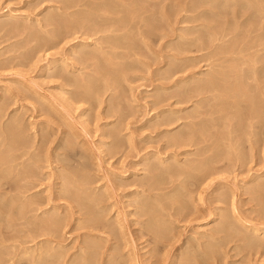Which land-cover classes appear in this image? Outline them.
Masks as SVG:
<instances>
[{"label":"rangeland","instance_id":"rangeland-1","mask_svg":"<svg viewBox=\"0 0 264 264\" xmlns=\"http://www.w3.org/2000/svg\"><path fill=\"white\" fill-rule=\"evenodd\" d=\"M58 1L59 0H57V1L56 0H0V14H1L0 15V115H2V116L6 115L5 117H3L4 119L2 118L3 119L2 122L6 123V124H8L10 122L12 117H13V119L19 118V120H21L20 122L23 121L21 123V126H22L21 130L23 132L24 137L26 138L27 143L30 145L31 149L34 146H36V147H34L36 149L33 148L32 152L31 151L30 152L34 153L33 151H35L34 154H36V155L39 154L38 160L32 159L33 161H31L33 164V168L35 166L34 170H35L36 174H38L37 175L38 177H37V179H35V181L36 180L38 181V179H39V182H36L37 185L38 184L39 185L37 186L36 189H33V191H31V194H34V198H37V199L41 198L43 201V204H40L38 206L40 211H38V212L35 211V213H32V215L30 214L31 215L30 217H32V218L34 217V221H35V217L37 215H40V217H41L42 211L47 210V209H51L52 206H54L56 204L57 205L60 204L59 205L60 208H62V207L63 208L62 209H56L57 211L56 210L50 211V212H52V214L54 211L53 215H58L57 213H59L58 216L62 217V215H64L66 213L62 217L63 218L62 225L64 224L63 226L65 228L60 226V228H61L59 230L60 233H56L57 235H54V236L52 235L53 238L56 236L54 239L56 240V238H57V241L62 236V238L59 241L64 246V249H62V252H65L64 254L66 257V264H68L70 261L76 260L75 257H77L78 250L74 247L80 246L79 243L81 245H84V243L86 242V239L88 240L91 237L90 233L92 235L94 233L93 236L96 235V237L100 236L99 240H97V241H99L98 242L99 244H100V242L102 244V245L98 244L99 247H101V246L102 247L97 249L96 254L98 256H96L94 254V258H95L94 264H99V261H100V264H106L107 261H110V260H107V258L112 259L111 264H113V260H115V258L118 259V261H119V262H115V264H125V263L126 264H187L188 262H189L188 264H191V263L192 264H196V263L197 264H206V263H208V264H264V248H261V247L259 248L257 246L255 249H254V247L253 248L248 247V249H247V246H245L242 241H240V242H242L243 244H241L240 242L237 241V239H235L236 228H238V227L241 228L240 226L235 227V229H232L234 227H232L230 229H226L225 231L220 232L218 234L213 231V228H216L217 224L220 222V218L222 219L223 217L224 218L229 217L232 220L231 222L235 223L234 216H236V215H237V217L240 216L239 218L243 219L244 223L248 222V223H246V225L250 224L252 226V227L250 226V228H255V227L258 229L260 227L264 228L263 227V225H264V214L262 213V210L264 209V207H263L264 206V204H263L264 203V195L261 196V198L263 199V200H261L259 195L257 196L256 189H255L256 187H259L264 183V121H262L263 123H260L261 125H263V129H261L262 127H259L260 124H258V127H257L256 121H254V122H256V124L252 128H249L251 125H250V122L247 121L249 119L247 117V116H249L248 114H258L264 109V102H262V100H261L262 98L259 99V96L256 95L258 93H259V95H261L260 92H258V93L256 92V94H255V93H253L254 91L253 92L251 91V94L256 96L255 97L256 100H254V101H253L254 96H252L249 92L248 94L251 95V97H250L251 99H249L251 101V103H249L250 101H246L248 98H246V100H244L245 98H243L242 101H244L245 104L242 103V105L244 104L243 105L244 108H243V106H240V107H242L243 110L240 109V107H239V109H240L239 111L242 115H244L243 118L247 121V125L249 124L248 126L244 125V127H243V124L246 123L245 120H243V119L240 120L238 117L235 118L236 114L239 112L236 109H233V111L230 109V111H231L230 113L227 111L226 113L224 112L221 115V116H223L222 119L227 118L224 122H226L227 120L228 121L230 120V122L227 121L228 123H230L229 125L227 122H226L227 124L225 123L227 125V127L229 126V128H231L230 125L232 126L234 124V121H236V120H237L236 123H238V121H239L238 124L242 125V126H237L236 123H235L236 125H233V127H232V129L234 131V132H232V133H234L233 137L229 136V134L232 135L231 132L226 133L227 129H229L226 126L225 127L227 129L226 128H224V129L218 128V127H221L218 125V124L221 125V121H222V124L224 123L222 119L221 120L218 119L219 121L218 120L215 121V124L218 127H216L215 125L212 126V124H211V127H208L210 125L207 126L209 128V131H208V128L206 130L211 135L210 140H209V141H211L210 142L211 144L209 143V145H211V147L204 150L207 152L202 151L204 153H202V152L201 153L209 156L210 155L209 153L212 151L211 155H210L211 157L217 156L215 158L219 157L221 160L219 158H218V160L221 162L224 159L223 157L225 156L226 157L224 159L225 162L224 163L221 162V163L217 164L216 167H215V165H213L215 167V170L218 169L217 172L214 170L215 172L212 174V177L208 178L209 181L206 180L207 182L202 183L200 186L198 185L199 188L196 187V185L190 186V188L187 187V189H189V192L193 191V193H189V194L185 193L184 200L187 202L183 201V203L181 202L182 204L180 203L181 205L180 204L178 205V204L174 203L173 201H171L170 199H168L167 197H165L166 198L165 200L162 199L161 204H159L161 206H159V208H158L159 215H161V217L158 215V218L160 220V224H162V226H160V227H163L164 225L165 226L159 230H160V232L163 231V234L165 233L166 235L163 236V239H160L159 237H156L157 235H155L153 233V231L150 230V228H148L150 218H149V216H146V217L142 216L143 211L138 206V204L144 199L143 195L148 194V193H146L148 190V186H147L148 183L144 184L143 182L145 180L146 181L151 180V181H149V183L154 184L157 182L156 180H158L157 178L155 179L154 177H152L153 176L152 174L150 176V173H147V172H149L147 170V168L156 162L155 161L156 159L154 160V158H156V155L162 159H166L167 157H170L171 155L172 156L174 155L176 157L179 155L177 158L179 160L181 159L180 160L181 162L183 160L184 161L183 163H186L187 161H190L192 159L200 160V157L202 158V155L199 156L200 153L198 152L197 147H196V150H194V152L197 151V152H195L196 154L194 152L190 151L191 149L193 150V148H188V147H182V148L179 147V148H176V150H175L174 146H172V147H174V149L171 147V141L176 136V134H178L177 132L180 130V126L182 124H184L185 121H187V120L190 121V119H188V117H189L191 111L193 110V106H194L193 103H186L185 102L186 99H184L185 97L182 96V94L185 92V90L192 87L193 84H189V85L186 84L187 86L185 84H180L178 86L176 82H179L180 80H183L190 75L191 76L196 75L195 77L201 76L204 79L205 73H207V72H203V70L206 68L205 67L206 63L197 62V66H193L192 69L190 68V70H188V72H185V74H184V72L179 73L173 79L166 81V80H164V77L166 75L165 73H166V70L168 68L167 66L169 63L172 62L171 56H172V54H174V52H172L173 50H172L171 45L169 46L168 43H169V41H171L173 39H177L178 35L176 34V36H174V38H172L173 36H171L170 38H165L166 40L165 39L164 40H156L155 39L156 42H155V40H154V43L152 41L153 47L151 48V44H150L149 48H146L142 43H141L142 46L139 44L140 42H142V39H141V41L139 40L140 36L138 35V33L133 32L134 36L132 34V37L133 38L135 37V39L139 38V39H137V41H135V43L139 42L138 43L139 48L141 46L140 49L143 48L142 50H144V49L145 50L141 51L138 48L137 53L134 52L135 53L134 54L133 53L134 50L132 51V53L131 52L129 53L127 58H129V56H130V58L127 60L130 64H132V69H133V70L131 69L132 72L131 71L125 72L124 74H126L127 78L122 81V83L119 85V87L116 85H113V87L111 88L113 90L110 89L109 92L106 93V95H104L101 98V102L99 101L97 105H95V106L93 105V107L95 108L94 109L93 107H91L92 106L91 104L79 102L73 98V94L76 93V91H77L76 88L74 91V86H72L73 87L72 88L71 85L68 82H66L64 80V78L62 77V75L65 73L64 69L63 68L62 69L60 68L59 70L55 69L53 67L54 66L53 64H55L57 60H60L62 58L65 59V57H68V56H69L68 58L71 59V60H69L68 58H66L69 60V61H67L69 63V65H70V63L72 64L74 62L75 63L78 62V60H76L77 56L74 57L73 55H70L71 51L76 49L75 46H77L78 44H81V43L90 42L91 40H94V43H96L95 42L96 39L90 38V40H88L89 38L87 39L86 36H84L82 38V36L80 37V35H70L66 38H63L64 41L62 40V38H60L61 40L55 39L59 43H60V41L61 42L63 41V43H61L60 45H59V43L53 41L54 43L57 44V48H55L56 46L53 47L54 44L53 45L46 44L47 41H44L42 39L39 40V38H35V37L32 38L33 35L31 34V32L37 31V32H43V34L45 36H47L45 39L50 40L51 37H49V35L46 34V32L50 31L49 30L50 25L48 22L45 23L44 22L45 19L43 20V18H46V16L48 14H50V12H53L57 8L62 7V5H63L62 0L59 1L60 3ZM9 21H10V23H9ZM39 21H41L42 24H41V22L39 23ZM240 21H242V19ZM25 23H27V24H25ZM199 24H201V22H199ZM199 24L197 23V25H199ZM13 25L16 26L17 29ZM195 25H196L195 23H187V24H182L181 27H190V26L193 27ZM18 26H20V27H18ZM25 26H27V28ZM24 28H26V30ZM21 29H23V31H21ZM188 31H190V29H188V30L186 29V31H184L183 33H186ZM28 32L30 34H28ZM178 34H180V33H178ZM26 37H27V39H26ZM76 37H77V39H76ZM67 38H69L70 40ZM73 38H74V40H73ZM172 45H174V44H172ZM92 48H93V46H92ZM150 50H152V51H150ZM77 51L78 52H76L75 54L80 55L81 53L79 52V50H77ZM119 52L123 53L125 51L123 49H120ZM139 52L140 53L142 52L141 55L144 57L143 59H145V60H142V56L140 55ZM56 53L58 54V56ZM143 53H145L146 56ZM137 54L139 55V57L137 56ZM152 54H153V56H152ZM134 55L137 58H139L140 61L144 62L145 65L148 63L146 66H148V67L150 66L151 68L148 69V67H147V69H146L145 65L143 66V64H141L139 62L137 63L136 62L137 60H136ZM188 55H183V57L184 56L188 57ZM194 55H196V54L190 53L189 56H194ZM159 56L162 58H160ZM163 56H165L166 60L164 59ZM168 56L170 58H168ZM72 58H74V59H72ZM169 59H171V60H169ZM52 60L53 61L56 60V61L52 62ZM72 60L74 62H72ZM158 61L160 62V64ZM164 62H165V64H164ZM23 63L25 66L23 65ZM78 63H79L78 65H80L81 69H77L76 70L77 72L72 71L70 74L65 73V74H67L68 77H70V75H71L70 78H73L72 76H75V79H77V76L79 77L80 76L79 74H82L81 72H83V74L79 78H81V77L83 78V76L86 77V75H89L88 73H90L91 75L94 74L93 71L91 72V70H92L91 68L86 69V67L84 66L83 63H81L80 61ZM161 63H162V65H161ZM166 63H168V64H166ZM73 65H70V66H73ZM159 65H161V66H159ZM52 68L55 70L53 71ZM84 68H85V70H84ZM165 68H166V70H165ZM155 69H157V70H155ZM58 71H60L61 75L57 74ZM62 71H64V72H62ZM261 80L264 82V78H262ZM64 82H66L70 86L66 85ZM163 85H167V86H163ZM64 86H65V88H63ZM185 86H186V88L184 90ZM163 87L165 88L164 89L165 91L160 89ZM180 87H181V89H180ZM177 88H178V91H177ZM111 91H113V93ZM156 93H157V95H156ZM160 93H162L161 94V95H163L162 97L165 98L164 104H162V103L160 104L157 101V99L159 100L158 94H160ZM153 95H155L156 97H154ZM175 95H177V96H175ZM179 95H180V97H179ZM109 96H111L110 100L107 99ZM233 96L235 97L234 94L231 95V97H233ZM69 99H71V100H69ZM183 99L185 100L184 101L185 103L183 102ZM73 100L76 102H74ZM169 100H170V103H169ZM177 100H179V104H178V102H176ZM259 100H261L260 104H258ZM13 102H14V105H13ZM100 103H102V105ZM247 103L249 104V106ZM111 104H114V105H111ZM250 104H252L251 109L253 108L251 110V113L248 112V111H250V108H249ZM255 104H257L259 106L255 105ZM261 104L263 106H261ZM65 105H66V107H65ZM108 105H110L111 107L118 105V107H116V109H120V110L122 109L123 112L125 111L124 112L125 113V115H124L125 119H123V118H122L123 120L120 119V117L118 115H116L113 112V110L109 111L107 113L108 110L113 109V108H108ZM1 106H2V108H1ZM160 106H162V107H160ZM258 107H259V109H258ZM161 108H162V110H161ZM245 108H247L246 110H248V109L249 110L246 111ZM54 109H56V110H54ZM167 109H171V110L177 112V114H175V115L171 114V116H172L171 118L174 119L173 120L174 122L171 125L164 126V127L163 126H155L156 123H154V122H157V123L159 122V120L156 119L157 115L160 116L159 112H162L163 110H167ZM256 110H260V111H256ZM48 112H50V113H48ZM245 112H246V114H245ZM228 113L232 116V117L230 116V118H232V120L234 118L233 123H232V120L230 118H228L229 117ZM240 113H238V114H240ZM262 113H264V112H262ZM108 114H110V115H108ZM234 114H235V116H233ZM24 115H26V116H24ZM118 117H119V120H118ZM174 117L175 118L177 117L179 119L181 118V119L180 120L177 118L175 119ZM216 117L217 116H215V118H214V116L213 117L210 116V118H208V119H213V118L216 119ZM8 118H9V120H8ZM77 118H79V119H77ZM127 118H129V119H127ZM150 119H153V120L150 121ZM6 121L7 122L9 121V122L7 123ZM81 122H82V124H81ZM243 122H245V123H243ZM152 123H154V124H152ZM174 123H176V124H174ZM104 125H106V126H104ZM60 126H62V127H60ZM236 126L238 127V129L241 127L242 131H241V129H239V131H238ZM152 127L155 128V130H153ZM159 127H160V129H159ZM212 127H215L217 133L216 132H214V133H216V135L213 134V131H215V129ZM222 127H224V126L222 125ZM120 128L122 129V131H120ZM234 128H236V129H234ZM245 128L247 129V134L244 131ZM256 128H257V132H256ZM258 128L260 129L261 132L259 131ZM23 129H24V131H23ZM29 129H30V131H29ZM64 129H65V132H64ZM115 129H117V131H115ZM125 129H126V131H125ZM177 129H178V131H177ZM196 129H198V128H196ZM217 129H218V131H217ZM220 129H222L223 132L225 131L226 134L229 133L227 135V137L229 136L230 137V138L228 137L229 140H231V142H234V144L235 143L240 144L242 141L244 144H245V141H247L249 144H251L253 141V144L250 146L246 142V145L244 147L243 143H242V145L240 144L242 146V148L240 145L235 144V146H234V144H233V146H232L233 149H229V147H230L229 145H231V144H229L230 141L228 140V138L227 139L225 138L226 140H228V142L224 141L225 140L224 138H221V140H220L221 134H223V136H225V134L223 132H220ZM254 129H255V132L257 134L256 136L255 135L253 136V134H252V133H255V132H253ZM61 130H62V132H61ZM25 131H26V133H25ZM112 131H115V132L113 133ZM210 131H212V132H210ZM230 131H231V129H230ZM116 132L120 133V136L117 137ZM123 132H125V133H123ZM218 132H220V134ZM65 133H67V134H65ZM115 133H116V135H115ZM248 133L249 134L251 133V135L249 136ZM106 134L107 135L109 134L111 137H109V135L106 136ZM129 134H130V136H129ZM45 135H48L49 137L45 136ZM214 136H216L218 138V141H217V138L215 139ZM234 136L238 137V138L239 137H243V138L237 139V141L239 140L238 141L239 143H238V142H236V140L233 141V139H235ZM41 137L43 138V142H44V140L46 142L47 138L49 139V141L47 139V142L44 143V144H46V146L43 144L42 141H41L42 143L40 142V140H42ZM119 137H121V138H119ZM212 137H213V139H211ZM244 137H245V140H244ZM79 138H81V139H79ZM118 138H119V140H118ZM123 138H124V140H123ZM249 138H250V140H246ZM254 138H256V139H254ZM222 139H224V140H222ZM240 139H243V140H240ZM117 140H118V142L120 141L119 143H122L121 144L122 148L120 147V149H118L119 152L117 150L114 151V149H113V146H114L115 142H117ZM212 140L217 141L216 142L217 144H218V142H220L218 144L219 147L223 145V144L221 145L222 141H223L222 143L227 142V144H229L228 147L226 146L228 149L225 148L226 143L222 146L223 147V149H222L221 147L219 148L216 145V143L213 144L214 141H212ZM64 141H65V143H64ZM68 142H70V143H68ZM60 146L62 148H60ZM130 146H131V148H130ZM215 146L217 149L215 148ZM236 146H238V148H240L241 152L239 151V149H236L237 151L234 150ZM39 147L41 149H39ZM43 147H44V149H43ZM111 148L113 149V151ZM211 148H212V150H211ZM224 148H225V150L226 149L230 150V152H235L236 155L235 154L232 155V153H231V156H229L230 155L229 151L226 150V153H225ZM47 149H49L48 150L49 152L46 151ZM242 149H243V152H242ZM72 150H74L75 152L74 151L72 152ZM46 152L48 155H45ZM140 152H141V154H140ZM222 152H224L225 154L224 153L222 154ZM237 152L239 153V155H242V159L245 160V157H246L244 164L242 162V159H240L241 162L239 161V158H238L239 155ZM11 153L14 154L15 152H7L5 154V157L12 155ZM105 153H107V155ZM212 153H214L215 156L214 155L212 156ZM227 153H229V155ZM241 153H244V154H241ZM103 154H104V156H103ZM190 154L195 155L194 156L195 158H197V156H199V157L197 159H195V158H192L193 156ZM36 155H34V157H37ZM121 155H122V157H121ZM234 155L236 156V159H235ZM40 156H41V159H43V160H41V159L39 160ZM46 156H47V158H46ZM69 156H70V158H69ZM144 156H146V157L149 156L148 158H152L151 159L152 161L150 159H148V160L145 159L146 160V162H145V160H143ZM183 156H184V158H183ZM227 156H229L231 158L227 159ZM232 156H233V158H232ZM185 157L187 159H185ZM104 158H106V159H104ZM80 159H82V160H80ZM184 159L187 161L185 162ZM230 160H231V162H229ZM236 160H237V162H236ZM38 161L40 164L38 163ZM143 161H144V163H143ZM60 162L61 163L63 162V163L61 164ZM89 162H91V163H89ZM167 162H166L168 164L167 166L174 164V161H167ZM171 162H172V164H170ZM67 163L70 165L69 167L70 168L73 167L74 170H73V168L71 170L69 167H68V169H70V170H68V169L66 170L65 166L67 165ZM235 163H236V165H235ZM63 165H65V166H63ZM39 167H40V169H39ZM225 167H226V169H225ZM63 168H64V170H63ZM75 168L76 169L78 168V169L76 170ZM75 170L78 172L76 174L78 177H80L79 175L82 172L83 175L87 174L86 176H83L81 174L83 177H86L88 179L90 178L89 181L93 180V182L90 181V183H92V185L90 183H88V186L85 185V186H83V188L87 192L91 191L92 193L98 194L99 199H101V200L103 199L102 200L103 202H101V200H99V203L96 206L90 204V205H86V207H85V204H84L83 207L81 206L79 209L80 205L78 206L75 202L69 201V199H67V197L64 198L66 195H64L63 192H62L63 194L59 193L60 189L62 188L59 185L61 182L63 183L62 177L65 174H67L68 172H70L69 174L74 173ZM78 170L81 172H79ZM111 174H113V175H111ZM60 175L61 176L63 175V176L61 177ZM167 176L168 175H165L162 178V183L164 186H160L161 190L156 191L157 193H155V191H154L153 194H158L160 192V195H162L164 197V194H168L167 192L170 191L169 195H172L171 192L173 190V187L174 186L176 187L177 184L179 185L180 180L176 177L170 178L171 176H168L169 177L168 178ZM258 176H260V177L258 178L257 181H254V183L251 182L253 180V178L255 179ZM124 177H126V179ZM150 178H152V179H150ZM153 178L155 180H153ZM169 179H171V181H169ZM175 180L177 183L174 182ZM261 180H262V182H261ZM167 181L169 182V184ZM138 183H140V185ZM254 184L255 185L257 184V185L255 186ZM130 185H131V187H130ZM143 185L145 186V188ZM160 185H162V184H160ZM139 186H141V188H139ZM170 186L172 189L170 188ZM110 187H111V189L109 191H110L111 196L108 193L109 192L108 190H106V189L103 190V188L109 189ZM168 187L170 188L169 190H167ZM49 189H50V191H49ZM201 189L203 192L201 191ZM115 190H116V192H115ZM105 191H108L107 193L109 195L107 193H106L107 195L105 194L106 196L102 195L101 192H103V194H104ZM144 191H145V193L143 194ZM227 191H229V192H227ZM196 192H200L202 194L204 193L203 194L204 196H202V194H201L202 198L204 197V199L202 201H200V198L198 196L199 194ZM99 193H101V195ZM190 194H191V196H190ZM38 195H39V197H38ZM58 195H62V196L64 195V196L63 197L60 196L62 198H59ZM186 195L188 196L187 198H186ZM48 196L49 197L52 196L51 197L52 199H50ZM139 196H140V198H139ZM220 196H222V198H220ZM46 197H48V198H46ZM43 198H46L44 200L50 199L51 202L46 203L47 204V206H46V204H44ZM257 201L260 202L261 204L258 203ZM105 202H107V203H105ZM53 203H55V204L53 205ZM72 203H74L73 204L74 209L72 208L70 210V212L72 211V213H74V214H71L68 211L70 208L69 206H71ZM100 203H103V204L99 205ZM69 204H71V205H69ZM220 204H222V205H220ZM183 205H184V207H188V208H184ZM89 207L92 209V212L90 211V214L88 213V211L90 210ZM160 207H163V208H160ZM66 208L68 210H66ZM83 208L84 209L87 208L86 211L88 214L84 213L85 210ZM108 209H109L108 212L103 211V210H108ZM161 209H163V210L160 213ZM260 209H261V211H260ZM93 210H99L100 212L97 211L96 215L101 216V217L96 216L97 219H96V217H93V216H95L94 214L96 212V211H94V213H93ZM211 211L216 213L217 216H215V220H217V219L218 220L216 222H211V219H208V221H209L208 223H205L204 221L202 222V220L204 218L206 219V217H209V212H211ZM222 211H224V212H222ZM79 212H81V215ZM61 213H62V215H61ZM91 213H93V214H91ZM33 214H36V216H34ZM82 214H84L85 216L87 214V216L85 217ZM117 214H118V217H117ZM72 215H74V216H72ZM90 215L91 216L93 215L92 219L94 218V220H92V221L95 224V226L92 225L93 224L92 221H91V224L89 223V225H87L89 220L91 219ZM140 215H141V217H140ZM50 216H51V213H50ZM219 216H220V218H219ZM86 218L87 219L89 218V220H87ZM39 219L40 218H38L36 221L38 222ZM65 219H66V221H65ZM75 219L78 221L76 222ZM99 219H102L103 222H102V220H100V222H101L100 223ZM67 220H68V222H67ZM79 220H82V221H79ZM161 221H163V222H161ZM23 222L24 221H22V223ZM97 222H99L100 225ZM120 222H121V224H120ZM165 222H167V223L165 224ZM1 223H0V225L4 229L3 225L6 226V223L5 222L4 223L1 222ZM96 223L99 225V227ZM108 223H110L112 225H110ZM84 224H85V226H84ZM113 224L116 225V228ZM90 225L95 227L96 229L94 228L93 230H96L97 232L95 231L92 233L93 230L91 231V228H87V226L91 227ZM96 225H97V227H96ZM201 225H203V226H201ZM199 226L201 228H199ZM21 228L20 229L23 231L18 230L19 228H17V227L12 229L11 232L9 230L6 231L7 232L6 238L8 241L6 240V243H7L6 245L3 244L4 246H7V247L15 244L18 247V249H20V250L18 251L17 249L12 248L13 249V251H12V249L10 250V248H9L6 251L3 249L4 247H2V248H0L1 249L0 251L3 250L2 253H5L4 251H6V253L11 251L13 253V255L10 254L11 252L8 253L7 255H9V257L13 256L15 258V256H14V254H16L15 250L17 252L21 253V251L23 252L25 248L33 247L37 243H39V244L41 243V245H44L45 244L44 241L46 239H50L49 238V236H50L49 231H47V233L45 232V234H47L45 236V238L43 236L44 233L40 232L42 235H37L36 236L37 240L30 242L31 240L28 237H29V235L31 236V232L29 233V230H31L30 229L31 226H30L29 230L26 227H24V228L21 227ZM62 228H63V230H62ZM262 228H260V229H262ZM13 230H15V232H13ZM16 230H18L20 232H17ZM83 230H85V231H83ZM88 231H91V232L87 233ZM241 231L244 233H251V231L249 232L248 230H245V229L241 230ZM8 232H10V233H8ZM24 232H25V234H24ZM234 232H235V234H234ZM16 233H19L17 235L18 237L16 235H15L16 237L13 236ZM121 233H123V234H121ZM151 233H152V235H151ZM11 234L13 237L11 236ZM27 234H29V235H27ZM110 234H111V236H110ZM258 234H262V231L258 232ZM210 235H213L214 238L209 240L208 236H210ZM237 235H239V233ZM262 236L263 235L260 236V239H262L261 238ZM39 237H40V239H39ZM98 237L96 239H98ZM16 238H19L20 240L23 239V243L21 242L23 245H21L20 241H18L19 239H16ZM201 238L205 239L206 242H205V240H203ZM216 238H217V240H216ZM103 239H107V240L105 241ZM75 240H77L76 244H78V246L74 245ZM25 241L27 242L26 244H24ZM62 241H63V243H62ZM108 241H110V242H108ZM219 242L222 246L219 245ZM3 243H5V241ZM196 243H198V245ZM206 243L208 245H206ZM213 245H215V248L217 247V250L220 248L221 249L223 248L222 252L220 251L221 250L220 249V250H218L219 253L217 252L214 254V255H216V254L218 255L215 257H214V255H212V253L206 252L207 249H205L206 247H208V249L210 247H214ZM218 245L220 248L218 247ZM48 246L50 247L49 243H48ZM198 246H199V248H197ZM203 247H205V248H203ZM103 250H104V252H103ZM112 250L114 252H112ZM197 251H199V252H197ZM203 251H205L206 253ZM79 252H81V251H79ZM6 253H5V255H6ZM183 253H185L186 256ZM195 253H198V254H195ZM207 253L213 257H211V256L209 257V255ZM201 254H203V255L200 256ZM7 255L4 258V262L5 261L7 262L5 264H11V261H7V260H9V257ZM204 255L205 256L207 255L206 256L207 258ZM73 256H75V257H73ZM194 256H196V257H194ZM199 257H202V258H199ZM2 258H3V256H2ZM123 258L125 260H123ZM197 258H199V259H197ZM213 258H215V259H213ZM20 259H21V261L19 262V264H26V263L33 264L30 262V259H31L30 257H26L27 260L25 259V257L23 259L22 258H20ZM180 259H182V260H180ZM185 259H186V262H185ZM68 260H70V261L68 262ZM131 260H133V261H131ZM41 261L44 262V260H41ZM115 261H117V260H115ZM193 261H195V262H193ZM196 261H198L199 263ZM46 262H47V259H45L44 263H46ZM81 262H83V261H81ZM64 264H65V262H64Z\"/></svg>","mask_w":264,"mask_h":264},{"label":"bare ground","instance_id":"bare-ground-1","mask_svg":"<svg viewBox=\"0 0 264 264\" xmlns=\"http://www.w3.org/2000/svg\"><path fill=\"white\" fill-rule=\"evenodd\" d=\"M57 1V0H56ZM60 1V0H59ZM58 1V2H59ZM53 3V2H52ZM60 3V2H59ZM62 7L57 8L55 11L50 12V14H48L46 16V18H43L44 22H48L49 23V27H50V31L46 32V34L49 35L50 40L49 39H45L47 36H45L43 34V32H37V31H33L31 32L32 38H39L47 41L46 44H50L56 46L55 48H57V44L54 42H57L56 40H61L60 38H66L70 35H80V37L82 36V38L84 36L87 37L88 40L91 39H96V43H94V40H91L90 42H86V43H81V44H76L77 46L76 49H74L73 51H71L70 55H73L74 57L77 56L76 60H78V62L80 61L81 63L84 64V66L86 67V69L91 68V72L93 71V75H91L90 73H88L89 75H86V77L83 76V78H79L83 72H81L82 74H79L80 76H77V79H75V76H72L73 78H70L67 76V74H70L72 71H76L77 69H81L80 65H78V62H74L72 60V62L74 63H69L67 61L71 60L68 57H65V59H60V60H55L56 63L53 64L55 69H64L65 73L67 74H63L62 77L64 78V80L66 82H68L71 87L74 86V91L76 88V93L73 94V98L76 101L79 102H83V103H89L91 104L93 107V105H97L98 102H101V98L106 95V93L109 92V90L113 87V85H116L119 87V85L122 83V81L124 79H126V74H124L127 71H131L132 69V64H130L128 62L127 56L129 55V53L133 51L137 53V50L139 48V44L142 46V44L146 47L149 48L150 44H151V48L152 46V41L154 43V40H164L165 38H170L171 36H173L172 38H174V36H177V39H173L171 41H169L168 45L172 47V52H174V54H172L171 56V63H166L168 64V68L166 70V75L164 77V80H171L173 79L176 75H178L179 73L184 72H188V70H190V68L192 69L193 66H197V62H203L206 63L205 65V69L203 70V72H207L205 73V77L204 79L201 76H197L196 75H190L188 77H186L183 80H178L179 82H176L177 85L179 86L180 84H193L192 87H188L189 89L185 90L186 86L184 87L185 92L182 94L183 97H185L184 99H186V101L183 99V102L185 101L186 103H193V112L191 111L187 121L184 122V124H182L180 126V130L178 131L177 129V133L176 136L172 139L171 141V147L174 146L175 150L176 148H182V147H188V148H193V150L191 149V152H194V150H196V147L198 148V152L200 153L199 156L202 155V158L200 157V160H190L187 161L185 159H187L185 157V162L182 160V162L176 157V156H170L167 157L166 159H162L159 158V156L156 155V158H154V160L156 161L153 165L149 166L147 168V170L151 174L153 175L152 177H154L155 179L157 178L158 180H156L157 182L154 184H150L149 181H144L143 183H148V190L146 193L148 194H144L145 191L143 192V196L144 199L140 202L139 200V204L138 206L142 209L143 214L142 216H149L150 221L148 224V228H150V230L153 231V233L155 235H157L156 237H159L160 239H163V236H165L166 234H163V231L160 232L159 229L163 228L160 227L162 226V224H160V220L158 218L159 215V211L158 208L159 204H161L162 199L165 200L167 197L168 199H170L171 201H173L176 204H180L181 202H187L184 200V195L185 193H193V191L189 192L190 186H195L199 188V186L204 183L209 181L208 178L212 177V174L217 170H215V167L217 164L219 163H224L225 162V156L222 158L223 160L220 162L218 160V158H215L217 156L214 155V153H212V156L214 155L215 157H211V152L207 155H204L202 153L207 152L204 151L206 149H208L209 147H211V145H209V143L211 141L210 137L211 135L209 134V128L215 125V121H217L218 119L221 120L223 118V116H221L224 112L226 113L227 111L230 113V109L233 111V109L236 110H240L242 109V107L245 103L244 101H242L243 98H245L244 100H246V98H248L246 101H250L249 99H251V91L253 93L256 94V92H260L261 95L256 94L257 96H259V99L262 98V102H264V82L261 80L262 78H264V0H62ZM61 5V4H60ZM238 8V9H237ZM52 9V8H51ZM48 10V9H47ZM12 12V11H11ZM13 13V12H12ZM1 15V14H0ZM12 17V16H11ZM18 18V17H17ZM22 18V17H21ZM10 19V18H9ZM242 19V21H240ZM8 21V20H7ZM6 22V21H5ZM41 21H39L40 23ZM199 22H201V24H199ZM4 23V22H3ZM10 23V21H9ZM18 23V22H17ZM21 23V22H20ZM37 23V22H36ZM187 23H195V26H190V27H181L182 24H187ZM197 23L199 25H197ZM2 24V23H1ZM8 24V23H7ZM14 24V23H13ZM19 24V23H18ZM23 24V23H22ZM27 24V23H25ZM29 24V23H28ZM42 24V22H41ZM9 25V24H8ZM17 25V24H16ZM47 25V24H46ZM3 26V25H2ZM14 26V25H13ZM7 27V26H6ZM12 27V26H11ZM16 28V26H14ZM20 27V26H18ZM27 28V26H25ZM10 28V27H9ZM13 28V27H12ZM11 28V29H12ZM26 28H24L26 30ZM29 28V27H28ZM44 28V27H43ZM46 28V27H45ZM14 29V28H13ZM17 29V28H16ZM48 29V28H47ZM186 29H190V31L183 33L184 31H186ZM15 30V29H14ZM24 30V31H25ZM33 30V29H32ZM35 30V29H34ZM17 31V30H16ZM20 31V30H19ZM21 31H23V29H21ZM29 31V30H28ZM12 32V31H11ZM30 32V31H29ZM28 32V34H30ZM133 32L138 33V35L140 36V41L142 39V42H138L135 43V41H137V39H135V37H132ZM17 33V32H16ZM24 33V32H23ZM180 33V34H178ZM21 35V34H20ZM136 35V34H135ZM134 36V34H133ZM138 36V37H139ZM30 37V36H29ZM48 37V38H49ZM31 38V37H30ZM27 39V37H26ZM56 39V40H55ZM69 39V38H67ZM77 39V37H76ZM79 39V38H78ZM85 39V38H84ZM37 40V39H36ZM70 40V39H69ZM74 40V38H73ZM155 40V42H156ZM166 40V39H165ZM175 40V41H174ZM33 41V40H32ZM54 41V42H53ZM64 41V40H63ZM63 41L59 43V45L61 43H63ZM70 42V41H69ZM85 42V41H84ZM159 42V41H158ZM38 43V42H37ZM142 43V44H141ZM56 44V45H55ZM95 44V45H94ZM174 44V45H172ZM43 45V44H42ZM44 46V45H43ZM93 46V48H92ZM140 46V48H141ZM156 46V45H155ZM32 47V46H31ZM39 47V46H38ZM69 47V46H68ZM73 47V46H72ZM45 48V47H44ZM43 48V49H44ZM91 48V49H90ZM139 48V49H140ZM164 48V47H163ZM166 48V47H165ZM169 48V47H168ZM37 49V48H36ZM35 49V50H36ZM48 49V48H47ZM70 49V48H69ZM120 49H123L125 52L121 53L119 52ZM143 49V48H142ZM140 49L141 51H144ZM34 50V51H35ZM42 50V49H41ZM68 50V49H67ZM76 50V51H75ZM77 50H79V52L81 53L80 55L75 54L76 52H78ZM168 50V49H167ZM33 51V50H32ZM39 51V50H38ZM152 51V50H150ZM163 51V50H162ZM60 52V51H59ZM67 52V51H66ZM65 52V53H66ZM35 53V52H34ZM140 53V52H139ZM150 53V52H149ZM190 53H195L196 55L194 56H189ZM57 54V53H56ZM67 54V53H66ZM69 54V53H68ZM135 54V53H134ZM142 54V52L140 53V55ZM145 55V53H143ZM189 54V55H188ZM28 55V54H27ZM34 55V54H33ZM155 55V54H154ZM163 55V54H162ZM183 55H188V57H183ZM192 55V54H191ZM23 56V55H22ZM26 56V55H25ZM58 56V54H57ZM72 56V57H73ZM133 56V55H132ZM135 56V55H134ZM137 56L139 57V55L137 54ZM142 56V55H141ZM146 56V55H145ZM153 56V54H152ZM156 56V55H155ZM160 57V56H159ZM165 59V56H163ZM68 58V59H66ZM136 58V62L143 64V66L145 65L144 62L140 61L139 58ZM144 57L142 56V60ZM156 58V57H155ZM162 58V57H160ZM168 58H170L168 56ZM27 59V58H26ZM74 59V58H72ZM139 59V60H138ZM152 59V58H151ZM157 59V58H156ZM155 59V60H156ZM162 60V59H161ZM166 60V59H165ZM16 61V60H15ZM52 60V62H55ZM148 61V60H147ZM21 62V61H20ZM24 62V61H23ZM156 62V61H155ZM159 62V61H158ZM169 62V61H168ZM6 63V62H5ZM17 64V63H16ZM49 64V63H48ZM148 64V63H147ZM146 64V65H147ZM152 64V63H151ZM154 64V63H153ZM160 64V62H159ZM165 64V62H164ZM24 65V63H23ZM145 65V66H146ZM162 65V63H161ZM159 65V66H161ZM25 66V65H24ZM52 66V65H51ZM142 66V65H141ZM152 66V65H151ZM158 66V65H157ZM165 66V65H164ZM148 66H146L147 69ZM83 68V67H82ZM151 67L149 66L148 69H150ZM53 69V68H52ZM53 69V71L55 70ZM194 69V68H193ZM85 70V68H84ZM133 70V69H132ZM136 70V69H135ZM157 70V69H155ZM161 70V69H160ZM62 71V72H64ZM82 71V70H81ZM148 71V70H147ZM61 72V73H62ZM77 72V71H76ZM132 72V71H131ZM137 72V71H136ZM17 73V72H16ZM53 73V72H52ZM160 73V72H159ZM246 73V74H245ZM57 74H60V71H58ZM124 74V75H123ZM128 74V73H127ZM131 74V73H130ZM61 75V74H60ZM73 75V74H72ZM123 75V76H122ZM199 75V74H198ZM128 76V75H127ZM203 76V75H202ZM55 77V76H54ZM61 77V78H62ZM154 77V76H153ZM159 78V77H158ZM162 78V77H161ZM157 79V78H156ZM155 79V80H156ZM177 79V78H176ZM152 80V79H151ZM154 80V81H155ZM159 81V80H158ZM162 81V80H161ZM174 81V80H173ZM66 82H64L66 85ZM63 83V84H64ZM156 83V82H155ZM174 83V82H173ZM65 85V86H66ZM69 85V86H70ZM65 86L63 88H65ZM163 86H167V85H163ZM176 86V85H175ZM68 87V86H67ZM66 87V88H67ZM16 88V87H15ZM70 88V87H69ZM73 88V87H72ZM170 88V87H169ZM156 89V88H155ZM161 90H164L165 88H160ZM181 89V87H180ZM17 90V89H16ZM113 90V89H111ZM169 90V89H168ZM183 90V91H184ZM165 91V90H164ZM178 91V88H177ZM4 92V91H3ZM60 92V91H59ZM66 92V91H65ZM113 93V91H111ZM162 92V91H161ZM182 92V91H181ZM250 92V94H248ZM6 93V92H5ZM67 93V92H66ZM162 93L158 94L159 100L157 99V101L161 104H164L165 102V98L162 97L163 95H161ZM178 94V93H177ZM234 94L235 97H231V95ZM59 95V94H58ZM68 95V94H67ZM157 95V93H156ZM154 97H156L155 95H153ZM152 96V97H153ZM177 96V95H175ZM254 96V95H252ZM261 96V97H260ZM5 97V96H4ZM70 97V96H69ZM110 97V98H109ZM107 99H111V96H109ZM153 97V98H154ZM180 97V95H179ZM182 97V98H183ZM256 96H254V100H256L255 98ZM41 98V97H40ZM72 98V99H73ZM170 98V97H169ZM168 98V99H169ZM172 98V97H171ZM174 98V97H173ZM176 98V97H175ZM26 99V98H25ZM106 99V100H107ZM135 99V98H134ZM3 100V99H2ZM43 100V99H42ZM57 100V99H56ZM71 100V99H69ZM105 100V101H106ZM113 100V99H112ZM125 100V99H124ZM175 100V99H174ZM261 100H259L260 104ZM44 101V100H43ZM74 101V100H73ZM74 101V102H76ZM182 101V100H181ZM252 101V102H253ZM19 102V101H18ZM71 102V101H70ZM69 102V103H70ZM103 102V101H102ZM157 102V103H158ZM168 102V101H167ZM176 102H178L179 104V100H177ZM184 102V103H185ZM50 103V102H49ZM68 103V102H67ZM108 103V102H107ZM122 103V102H121ZM170 103V100H169ZM242 103H244L242 105ZM251 103V101L249 102ZM255 103V102H254ZM257 103V102H256ZM6 104V103H5ZM102 105V103H100ZM181 104V103H180ZM248 104V103H247ZM253 104V103H252ZM250 104V111L246 110L247 108H245L246 111L251 113V105ZM9 105V104H8ZM14 105V102H13ZM16 105V104H15ZM114 105V104H111ZM121 105V104H120ZM257 105V104H255ZM100 106V105H99ZM246 106V105H245ZM249 106V104H248ZM259 106V105H257ZM261 106H263L261 104ZM11 107V106H10ZM15 107V106H14ZM48 107V106H47ZM51 107V106H50ZM66 107V105H65ZM117 106H110L108 105V108H113L107 111V113L109 111H112L118 115L120 117V119H125L124 115H125V111L123 112L122 109H116ZM162 107V106H160ZM240 107V109H239ZM255 107V106H254ZM2 108V106H1ZM53 108V107H52ZM63 108V107H62ZM94 108V107H93ZM98 108V107H97ZM100 108V107H99ZM121 108V107H120ZM166 108V107H165ZM169 108V107H168ZM244 108V106H243ZM263 108V107H262ZM261 108V109H262ZM17 109V108H16ZM26 109V108H25ZM64 109V108H63ZM70 109V108H69ZM90 109V108H89ZM95 109V108H94ZM93 109V110H94ZM132 109V108H131ZM191 109V108H190ZM259 109V107H258ZM56 110V109H54ZM158 110V109H157ZM162 110V108H161ZM235 110V111H236ZM243 110V109H242ZM234 111V112H235ZM255 111V110H254ZM256 111H260V110H256ZM23 112V111H22ZM112 112V113H113ZM185 112V111H184ZM264 109L258 113V114H248L249 116H247L249 119L247 121L250 122V127L252 128L256 122H257V127L258 124L263 123L262 121H264ZM38 113V112H37ZM50 113V112H48ZM53 113V112H52ZM74 113V112H73ZM95 113V112H94ZM129 113V112H128ZM160 116L157 115V118L159 120V122H154L156 123L155 126H168L171 125L174 121V119H172L171 114L175 115L177 114V112L171 110V109H167V110H163L162 112H159ZM228 113V114H229ZM236 113V112H235ZM240 113V111L238 112ZM235 114L233 116H235V118H239L240 120H245L243 117L244 115L240 114ZM255 113V112H254ZM6 114V113H5ZM55 114V113H54ZM150 114V113H149ZM227 114V115H228ZM233 114V113H232ZM246 114V112H245ZM110 115V114H108ZM6 116V115H5ZM0 115V223L1 222H5L6 226H4V229L2 228V226L0 225V248L4 247L3 249L7 251V249L10 248V250L12 248L17 249L18 251L20 249H18V247L13 244L12 246H4L3 244H7L6 240H7V232L6 231H10L12 229H14L15 227L19 228L18 230H21V227H26L30 228L31 226V230H29V233L31 232V236L29 234L30 238V242H33L35 240H37V235H42L40 232L44 233V238L47 234H45V232L47 233V231L50 232V239H44L45 244L41 245V243H37L35 246L33 247H27L24 249V251L21 253L17 252L15 250L14 256H10L7 255L8 253H6V251H4L6 253V255L9 257V260L7 261H11V264H19V262L21 261L20 258H24L26 259V257H30V262L33 264H66V257H65V252H62V249H64V246L60 243V239L57 241L52 237V235H57L56 233H60V226L64 227L62 225V220H63V216L62 213V217L58 216L59 213H57L58 215H53L52 210H56V209H62L60 208V204L59 205H54L55 203H53L54 206H52L51 209H47L42 211L41 213V217L40 215L33 214L35 217V221H34V217H30L32 215V213H35L40 211L39 209V205L43 204L42 199H37L34 198V194H31V191H33V189H36L37 183L39 182L35 179H37V175L34 168H33V164L31 161L34 160H38V155L34 154L35 151L32 152V149L36 146H34L32 149L30 147V145L27 143L26 138L23 135L22 132V126L20 122L21 120H19V118H14L12 117V121L10 120V124H6L3 123L2 120L4 119L3 117ZM21 116V115H20ZM26 116V115H24ZM129 116V115H128ZM209 116V117H208ZM214 116H217L216 119H208ZM229 116V117H228ZM227 117L230 118V114ZM83 117V116H82ZM118 117V120H119ZM130 117V116H129ZM185 117V116H184ZM208 117V118H207ZM232 117V116H231ZM3 118V119H2ZM57 118V117H56ZM175 118V117H174ZM177 118V117H176ZM175 118V119H176ZM225 118V117H224ZM23 119V118H22ZM79 119V118H77ZM76 119V120H77ZM81 119V118H80ZM108 119V118H107ZM122 119V120H123ZM129 119V118H127ZM179 119V118H177ZM181 119V118H180ZM179 119V120H180ZM183 119V118H182ZM227 119V118H226ZM226 119H222L223 122ZM232 120V118H230ZM7 120V119H6ZM9 120V118H8ZM65 120V119H64ZM153 119H150V121H152ZM218 120V121H219ZM183 121V120H182ZM228 121V120H227ZM226 121V122H227ZM234 121V118L232 120V123ZM246 121V120H245ZM247 121L245 124H243L246 126L247 125ZM256 121V122H254ZM121 122V121H120ZM177 122V121H176ZM224 122L222 124L221 121V125L218 124L221 127L218 128H226L227 127V123L230 122V120L226 123ZM236 121H234L233 125L237 126H242L241 124L239 125V121L238 123H236ZM248 122V123H249ZM152 123V124H154ZM217 123V122H216ZM220 123V122H219ZM226 123V124H225ZM236 123V124H235ZM242 123V122H241ZM82 124V122H81ZM176 124V123H174ZM230 123H228L229 125ZM121 125V124H120ZM210 125V126H208ZM222 125L224 127H222ZM233 125L229 128V126L227 128V132H234L232 127ZM249 125V124H248ZM247 125V126H248ZM24 126V125H23ZM29 126V125H28ZM59 126V125H58ZM79 126V125H78ZM106 126V125H104ZM208 126V127H207ZM226 126V127H225ZM236 126V128L238 129V127ZM35 127V126H34ZM62 127V126H60ZM124 127V126H123ZM206 127V128H205ZM256 127V126H255ZM259 127H262L261 129H263V125L260 124ZM36 128V127H35ZM90 128V127H89ZM198 128V129H196ZM208 128V131L206 130ZM215 129V127H212ZM211 128V129H212ZM234 128V129H236ZM33 129V128H32ZM86 129V128H85ZM110 129V128H109ZM153 130H155V128L152 127ZM160 129V127H159ZM231 129V131H230ZM239 129L242 128L240 127ZM238 129V131H239ZM259 129V128H258ZM24 131V129H23ZM30 131V129H29ZM111 131V130H110ZM109 131V132H110ZM115 131H117V129H115ZM115 131H112L113 133ZM120 131H122V129L120 128ZM119 131V132H120ZM126 131V129H125ZM218 131V129H217ZM237 131V132H238ZM244 131L247 134V129L245 128ZM260 131V129H259ZM62 132V130H61ZM65 132V129H64ZM108 132V133H109ZM212 132V131H210ZM216 129L215 131H213V134L216 135ZM220 132H223L222 129H220ZM220 132H218L220 134ZM236 132V131H235ZM251 132V131H250ZM255 132V129L254 131ZM256 132H257V128H256ZM255 133H252L253 136L257 135ZM261 132V131H260ZM26 133V131H25ZM44 133V132H43ZM117 133V137L120 136V133ZM115 133V135H116ZM125 133V132H123ZM225 134V136H223V134H221L220 140L221 138H228L229 136L233 137V134L227 137L228 134L225 133V131L223 132ZM241 133V132H240ZM67 134V133H65ZM238 134V133H237ZM249 134V133H248ZM26 135V134H25ZM40 135V134H39ZM70 135V134H69ZM109 135V134H108ZM106 134V136H108ZM113 135V134H112ZM114 135V136H115ZM174 135V134H173ZM236 135V134H235ZM241 135V134H240ZM239 135V136H240ZM251 135V133L249 134V136ZM30 136V135H29ZM43 136V135H42ZM48 136V135H45ZM130 136V134H129ZM162 136V135H161ZM242 136V135H241ZM244 136V135H243ZM44 137V136H43ZM49 137V136H48ZM71 137V136H70ZM74 137V136H73ZM109 137H111L109 135ZM116 137V136H115ZM116 137V138H117ZM123 137V136H122ZM165 137V136H164ZM215 139L217 138L216 136H214ZM229 137V138H230ZM29 138V137H28ZM37 138V137H36ZM45 138V137H44ZM47 138V137H46ZM103 138V137H102ZM121 138V137H119ZM118 138V140H119ZM228 138V140H229ZM237 141V139L239 138H243V137H235ZM42 140H40V142H43V138L41 137ZM48 139V138H47ZM46 139V142H47ZM61 139V138H60ZM81 139V138H79ZM106 139V138H105ZM110 139V138H109ZM108 139V140H109ZM126 139V138H125ZM169 139V138H168ZM213 139V137L211 138ZM222 139V140H224ZM224 140L227 141L228 140ZM232 139V138H231ZM256 139V138H254ZM117 140V142H115L113 149L114 151L118 149H120V147L122 146V143H119ZM124 140V138H123ZM243 140V139H240ZM245 140V137H244ZM246 140H250L246 139ZM37 141V140H36ZM49 141V139H48ZM68 141V140H67ZM66 141V142H67ZM70 141V140H69ZM214 141V140H212ZM218 141V138H217ZM217 141H214L213 144H215ZM231 145L227 144V142L222 143L221 145L225 144V148L228 147V145L230 146L229 149H233L232 146L234 144V142H231V140H229ZM256 141V140H255ZM41 142V143H42ZM45 140L43 142L46 143ZM123 142V141H122ZM167 142V141H166ZM169 142V141H168ZM241 142V141H240ZM243 143V141L240 143L245 147L246 145ZM62 143V142H61ZM65 143V141H64ZM70 143V142H68ZM67 143V144H68ZM104 143V142H103ZM114 143V142H113ZM220 142H218L219 144ZM239 143V142H238ZM248 143V142H247ZM256 143V142H255ZM33 144V143H32ZM60 144V143H59ZM63 144V143H62ZM111 144V143H110ZM124 144V143H123ZM211 144V143H210ZM218 144L216 143V145L218 146ZM236 145H240L235 143ZM234 144V146H235ZM249 144V143H248ZM253 144V141L251 144H249L250 146ZM46 146V144H44ZM70 145V144H69ZM85 145V144H84ZM100 145V144H99ZM98 145V146H99ZM125 145V144H124ZM131 145V144H130ZM169 145V144H168ZM222 145V146H223ZM240 145V146H241ZM256 145V144H255ZM42 146V145H41ZM67 146V145H66ZM213 146V145H212ZM220 146L222 149L223 147ZM227 146V147H226ZM239 146V147H240ZM127 147V146H126ZM129 147V146H128ZM133 147V146H132ZM174 147H172L174 149ZM214 147V146H213ZM219 147V146H218ZM219 147V148H220ZM47 148V147H46ZM60 148H62L60 146ZM65 148V147H64ZM97 148V147H96ZM122 148V147H121ZM131 148V146H130ZM139 148V147H138ZM195 148V149H194ZM216 148V146H215ZM224 148V150H225ZM242 148V146H241ZM256 148V147H255ZM36 149V148H34ZM39 149H41L39 147ZM38 149V150H39ZM44 149V147H43ZM74 149V148H73ZM110 149V148H109ZM112 149V148H111ZM112 149V151H113ZM129 149V148H128ZM171 149V148H170ZM217 149V148H216ZM228 149V148H227ZM226 149V150H227ZM236 149H239V151L241 152L240 148H238V146L235 147V151H237ZM244 149V148H243ZM242 149V152H243ZM251 149V148H250ZM249 149V150H250ZM49 149H47L46 151H48ZM134 150V149H133ZM212 150V148H211ZM215 150V149H214ZM223 150V151H224ZM225 150V153H226ZM31 151V152H30ZM55 151V150H54ZM74 150H72L73 152ZM89 151V150H88ZM102 151V150H101ZM109 151V150H108ZM127 151V150H126ZM130 151V150H129ZM138 151V150H137ZM204 151V152H202ZM210 151V150H209ZM208 151V152H209ZM227 153L229 156L235 154V152H230ZM238 151V152H239ZM7 152H15L12 155H9L8 157H5V154ZM39 152V151H38ZM49 152V151H48ZM75 152V151H74ZM105 152V151H104ZM119 152V151H118ZM134 152V151H133ZM142 152V151H141ZM140 152V154H141ZM197 152V151H195ZM194 152V153H195ZM202 152V153H201ZM221 152V151H220ZM237 152V153H238ZM250 152V151H249ZM40 153V152H39ZM102 153V152H101ZM193 153V154H194ZM224 152H222L223 154ZM224 153V154H225ZM100 154V153H99ZM107 155V153H105ZM155 154V153H154ZM187 154V153H186ZM196 154V153H195ZM221 154V153H220ZM244 154V153H241ZM34 155H36L37 157H34ZM45 155H48L47 152ZM80 155V154H79ZM177 155V154H176ZM185 155V154H184ZM189 155V154H188ZM192 155V154H190ZM198 155V154H197ZM236 155V154H235ZM234 155V156H235ZM239 155V153H238ZM246 155V154H245ZM104 156V154H103ZM164 156V155H163ZM169 156V155H168ZM192 158H195V155H192ZM197 156V158L199 157ZM223 156V155H222ZM227 156L228 158H231ZM256 156V155H255ZM122 157V155H121ZM143 157V156H142ZM144 156L143 160H148V159H152V158H148ZM152 157V156H151ZM155 157V156H154ZM166 157V156H165ZM248 157V156H247ZM47 158V156H46ZM45 158V159H46ZM66 158V157H65ZM70 158V156H69ZM141 158V157H140ZM184 158V156H183ZM195 158V159H197ZM233 158V156H232ZM239 161L241 162L240 159H242V155L238 156ZM41 159V156L39 157V160ZM61 159V158H60ZM78 159V158H77ZM76 159V160H77ZM106 159V158H104ZM220 159V158H219ZM236 159V156H235ZM234 159V160H235ZM43 160V159H41ZM70 160V159H69ZM82 160V159H80ZM90 160V159H89ZM141 160V159H140ZM145 160V162H146ZM221 160V159H220ZM246 160V157H245ZM244 159H242V162L244 164ZM254 160V159H253ZM252 160V161H253ZM49 161V160H48ZM58 161V160H57ZM74 161V160H73ZM152 161V160H151ZM167 161H174L173 165H169L167 166L168 162ZM35 162V161H34ZM33 162V163H34ZM154 162V161H153ZM167 162V163H166ZM231 162V160L229 161ZM237 162V160H236ZM39 163V161H38ZM50 163V162H49ZM61 163V162H60ZM63 163V162H62ZM61 163V164H62ZM77 163V162H76ZM91 163V162H89ZM121 163V162H120ZM144 163V161H143ZM183 163V164H182ZM227 163V162H226ZM32 164V165H31ZM40 164V163H39ZM47 164V163H46ZM53 164V163H52ZM75 164V163H74ZM79 164V163H78ZM172 164V162L170 163ZM176 164V165H175ZM230 164V163H229ZM68 165V166H67ZM67 165H63L65 166L66 170L68 169V167L70 166L68 163ZM149 165V164H148ZM215 165V167L213 166ZM226 165V164H225ZM236 165V163H235ZM50 166V165H49ZM76 166V165H75ZM113 166V165H112ZM224 166V165H223ZM229 166V165H228ZM38 167V166H37ZM36 167V168H37ZM48 167V166H47ZM46 167V168H47ZM78 167V166H77ZM118 167V166H117ZM120 167V166H119ZM142 167V166H141ZM70 168V167H69ZM73 168V167H72ZM72 168H70L72 170ZM90 168V167H89ZM214 168V169H213ZM231 168V167H230ZM40 169V167H39ZM50 169V168H49ZM54 169V168H53ZM68 169V170H70ZM76 169V168H75ZM78 169V168H77ZM76 169V170H77ZM80 169V168H79ZM226 169V167H225ZM64 170V168H63ZM62 170V171H63ZM74 170V168H73ZM75 170V174L68 172L67 174H65L62 178H63V183H60V187H62L60 189L59 193H64V195H66L64 198L67 197V199H69V201L75 202L78 206L79 209L80 207L85 204L86 205H94L96 206L99 203V196L96 193H92L91 191L87 192L83 186L87 185L88 183H90V181L93 182V180H90L86 177V175L82 174V170L79 171L80 173V177H78L76 174L78 173ZM88 170V169H87ZM215 170V171H214ZM231 170V169H230ZM38 171V170H37ZM40 171V170H39ZM84 171V170H83ZM113 172V171H112ZM92 173V172H91ZM145 173V172H144ZM53 174V173H52ZM61 174V173H60ZM83 176H82V175ZM100 174V173H99ZM54 175V174H53ZM57 175V174H56ZM55 175V176H56ZM113 175V174H111ZM171 176L170 178L176 177L180 180V184L175 187H173L172 190V195H169L170 191L167 192L168 194H164V197L162 195H160V192L158 194H153V192L155 191V193H157L156 191L161 190L160 186H164L162 183V178L165 176ZM121 176V175H120ZM119 176V177H120ZM167 176V177H168ZM82 177V178H81ZM112 177V176H111ZM139 177V176H138ZM142 177V176H141ZM260 176L256 177L255 179L253 178V180L251 182L254 183V181H257L258 178ZM80 178V179H79ZM96 178V177H95ZM126 179V177H124ZM153 178V180H155ZM169 178V177H168ZM221 178V177H220ZM46 179V178H45ZM144 179V178H143ZM152 179V178H150ZM48 180V179H47ZM103 180V179H102ZM141 180V179H140ZM152 180V181H153ZM207 180V181H206ZM105 181V180H104ZM142 181V180H141ZM140 181V182H141ZM169 181H171V179H169ZM212 181V180H211ZM45 182V181H44ZM47 182V181H46ZM116 182V181H115ZM168 182V181H167ZM176 182V180L174 181ZM262 182V180H261ZM50 183V182H49ZM97 183V182H96ZM101 183V182H100ZM104 183V182H103ZM153 183V182H152ZM177 183V182H176ZM209 183V182H208ZM59 184V183H58ZM92 185V183H90ZM129 184V183H128ZM140 185V183H138ZM162 184V185H160ZM165 184V183H164ZM169 184V182H168ZM172 184V183H171ZM211 184V183H210ZM262 184V183H261ZM62 185V186H61ZM94 185V184H93ZM199 185V186H198ZM205 185V184H204ZM208 185V184H207ZM255 185V184H254ZM257 185V184H256ZM255 185V186H256ZM86 186V187H87ZM127 186V185H126ZM129 186V185H128ZM144 186V185H143ZM168 186V185H167ZM206 186V185H205ZM254 186V187H255ZM93 187V186H92ZM108 187V186H107ZM115 187V186H114ZM113 187V188H114ZM131 187V185H130ZM166 187V186H165ZM207 187V186H206ZM226 187V186H225ZM112 188V189H113ZM116 188V187H115ZM139 188H141V186H139ZM145 188V186H144ZM143 188V189H144ZM171 188V186H170ZM168 187L167 190L170 189ZM193 188V187H192ZM202 188V187H201ZM110 190L111 187L108 188H103V190ZM128 189V188H127ZM130 189V188H129ZM172 189V188H171ZM207 189V188H206ZM248 189V188H247ZM256 193L257 196L259 195V197L261 198V196L264 195V183L259 186L256 187ZM188 190V191H187ZM191 190V189H190ZM196 190V189H195ZM36 191V190H35ZM50 191V189H49ZM98 191V190H97ZM108 191H105L104 194L103 192L102 195H105ZM143 191V190H142ZM197 191V190H196ZM199 191V190H198ZM202 191V189H201ZM116 192V190H115ZM125 192V191H124ZM136 192V191H135ZM203 192V191H202ZM220 192V191H219ZM222 192V191H221ZM229 192V191H227ZM62 193V194H63ZM101 193H99L101 195ZM110 194V191L108 192ZM107 193V194H108ZM137 193V192H136ZM198 193L197 195L200 198V201H202L204 199V197L202 198V196H204L202 193L200 192H196ZM214 193V192H213ZM252 193V192H251ZM106 194V195H107ZM108 194V195H109ZM134 194V193H133ZM138 194V193H137ZM195 194V193H194ZM202 194V196H201ZM52 195V194H51ZM56 195V194H55ZM54 195V196H55ZM63 195V196H64ZM105 195V196H106ZM136 195V194H135ZM217 195V194H216ZM229 195V194H228ZM254 195V194H253ZM59 198H62V195H58ZM62 196V197H60ZM104 196V197H105ZM111 196V194H110ZM137 196V195H136ZM191 196V194H190ZM235 196V195H234ZM39 197V195H38ZM49 197V196H48ZM46 197V198H48ZM52 197V196H51ZM51 197H49L50 199H52ZM108 197V196H107ZM163 197V198H162ZM188 196L186 195V198ZM255 197V196H254ZM46 198H43L46 199ZM106 198V197H105ZM136 198V197H135ZM140 198V196H139ZM220 198H222V196H220ZM50 199L48 200H44V204L51 202ZM228 199V198H227ZM231 199V198H230ZM103 200V199H102ZM101 200V202H103ZM107 200V199H106ZM126 200V199H125ZM192 200V199H191ZM222 200V199H221ZM261 200H263L261 198ZM47 201V202H46ZM66 201V200H65ZM112 201V200H111ZM136 201V200H135ZM134 201V202H135ZM199 201V202H200ZM223 201V200H222ZM226 201V200H225ZM189 202V201H188ZM255 202V201H254ZM258 202V201H257ZM63 203V202H62ZM67 203V202H66ZM107 203V202H105ZM181 203V204H182ZM203 203V202H202ZM260 203V202H258ZM73 204H69L71 206H69V210L66 208V210H68L70 212V210L73 207ZM75 204V205H76ZM103 203H100L99 205H101ZM128 204V203H127ZM131 204V203H130ZM180 204V205H181ZM187 204V203H186ZM200 204V203H199ZM230 204V203H229ZM257 204V203H256ZM261 204V203H260ZM264 204V203H263ZM62 205V204H61ZM108 205V204H107ZM112 205V204H111ZM158 205V206H157ZM222 205V204H220ZM231 205V204H230ZM234 205V204H233ZM42 206V205H41ZM47 206V204H46ZM68 206V205H67ZM117 206V205H116ZM192 206V205H191ZM190 206V207H191ZM77 207V206H76ZM184 207V205H183ZM224 207V206H223ZM264 207V206H263ZM44 208V207H43ZM90 208V207H89ZM100 208V207H99ZM98 208V209H99ZM130 208V207H129ZM163 208V207H160ZM184 208H188V207H184ZM183 208V209H184ZM192 208V207H191ZM225 208V207H224ZM45 209V208H44ZM84 209V208H83ZM87 208H85L83 211L84 213H87L86 211ZM232 209V208H231ZM136 210V209H135ZM160 210V209H159ZM163 209H161L160 213L162 212ZM172 210V209H171ZM213 210V209H212ZM221 210V209H220ZM233 210V209H232ZM231 210V211H232ZM57 211V210H56ZM61 211V210H60ZM90 211L92 212V209L90 208V210L88 211V213L90 214ZM95 212V216L93 217H101L96 215L97 211L99 210H93V213ZM105 212H108V210H103ZM118 211V210H117ZM179 211V210H178ZM261 211V209H260ZM67 212V211H66ZM100 212V211H99ZM98 212V213H99ZM136 212V211H135ZM183 212V211H182ZM186 212V211H185ZM224 212V211H222ZM51 213V216H50ZM71 214L72 211L70 212ZM81 215V212H79ZM87 213V214H88ZM91 213V214H93ZM262 213L264 214V209L262 210ZM31 214V215H30ZM78 214V213H77ZM86 214V216H87ZM187 214V213H186ZM208 214V213H207ZM206 214V215H207ZM258 214V213H257ZM79 215V214H78ZM84 215V214H82ZM132 215V214H131ZM205 215V216H206ZM44 216V217H43ZM74 216V215H72ZM85 216V215H84ZM85 216V217H86ZM91 216V215H90ZM89 216V217H90ZM92 216L90 217L91 219L89 220V218L87 220H89V223L91 224V221L94 220V218L92 219ZM161 217V215H159ZM163 216V215H162ZM215 216L216 213L215 212H209V217H206V219L204 218L202 220V222L204 221L205 223H208V219H211V222H216L217 220H215ZM66 217V216H65ZM64 217V218H65ZM70 217V216H69ZM78 217V216H77ZM96 217V219H97ZM118 217V214H117ZM141 217V215H140ZM204 217V216H203ZM240 217V216H239ZM236 216H234V221L235 223L231 222L232 220L229 217H223L222 219L220 218V222L217 224L216 228H213V231L215 233H220L225 231L226 229H230L232 227V229H235V227L240 226L241 228H236V235H235V239H237L238 242L242 241L244 243L245 246L251 247L254 249L258 246L259 248H264V228L262 229H258V228H250V224L246 225V223H244L243 219L239 218ZM39 219V221L37 222L36 220ZM115 218V217H114ZM68 219V218H67ZM79 219V218H78ZM116 219V218H115ZM34 222H33V221ZM76 220V219H75ZM83 220V219H82ZM79 220V221H82ZM102 219H99V222ZM163 220V219H162ZM199 220V219H198ZM201 220V219H200ZM22 221H24L22 223ZM66 221V219H65ZM78 220H76L77 222ZM107 221V220H106ZM111 221V220H110ZM116 221V220H115ZM68 222V220H67ZM85 222V221H84ZM97 222V223H99ZM103 222V220H102ZM117 222V221H116ZM163 222V221H161ZM66 223V222H65ZM75 223V222H74ZM79 223V222H78ZM93 223V221H92ZM96 223V224H97ZM101 223V222H100ZM99 223V225H100ZM113 223V222H112ZM167 222H165L166 224ZM2 224V223H1ZM82 224V223H81ZM86 224V223H85ZM84 224V226H85ZM110 224V223H108ZM121 224V222H120ZM78 225V224H77ZM93 226H95V224H92ZM98 225V224H97ZM96 225V227H97ZM98 225V227H99ZM112 225V224H110ZM114 225V224H113ZM169 225V224H168ZM214 225V224H213ZM21 226V227H20ZM91 226V225H90ZM89 227L87 226V228H91V231L95 228V227ZM116 228V225H114ZM146 226V225H145ZM203 226V225H201ZM205 226V225H204ZM261 226V225H260ZM93 227V228H92ZM252 227V226H251ZM264 227V225H263ZM21 228V229H20ZM65 228V227H64ZM82 228V227H81ZM108 228V227H107ZM123 228V227H122ZM143 228V227H142ZM199 228H201L199 226ZM212 228V227H211ZM96 229V228H95ZM103 229V228H102ZM101 229V230H102ZM113 229V228H112ZM124 229V228H123ZM248 230L249 232L251 231V233H244L241 230ZM16 230L17 232H20ZM25 230V229H24ZM63 230V228H62ZM104 230V229H103ZM108 230V229H107ZM117 230V229H116ZM200 230V229H199ZM238 230V231H237ZM85 231V230H83ZM88 231L87 233L91 232ZM96 230H93V232H95ZM99 231V230H98ZM247 231V232H248ZM262 231V234H258V232ZM8 232V233H10ZM13 232H15V230H13ZM79 232V231H78ZM97 232V231H96ZM102 232V231H101ZM114 232V231H113ZM124 232V231H123ZM165 232V231H164ZM28 233V232H27ZM39 233V234H38ZM55 233V234H54ZM105 233V232H104ZM210 233V232H209ZM239 233V235H237ZM13 234V233H12ZM11 234V236H12ZM19 233L14 234L13 236H17ZM21 234V233H20ZM25 234V232H24ZM23 234V235H24ZM66 234V233H65ZM113 234V233H112ZM123 234V233H121ZM153 234V235H154ZM171 234V233H170ZM205 234V233H204ZM235 234V232H234ZM26 235V236H27ZM94 235V233H93ZM90 233V238L84 243V245H81L79 243L80 246H78V244H76L75 240V244L78 247H74L78 250V254L77 257H75L76 260L70 261L68 260V264H94V254L96 256H98L96 254L97 249L101 248L98 246V242L96 239V235L93 236ZM107 235V234H106ZM152 235V233H151ZM216 235V234H215ZM232 235V234H231ZM263 235L260 239V236ZM12 236V237H13ZM15 236V237H16ZM20 236V235H19ZM22 236V235H21ZM42 236V237H43ZM65 236V235H64ZM89 236V235H88ZM111 236V234H110ZM119 236V235H118ZM219 236V235H218ZM18 237V236H17ZM48 237V236H47ZM106 237V236H105ZM155 237V236H154ZM24 238V237H23ZM27 238V237H26ZM53 238V239H52ZM83 238V237H82ZM110 238V237H109ZM116 238V237H115ZM214 236L210 235L208 236V239H213ZM15 239V238H14ZM19 239V238H16ZM40 239V237H39ZM77 239V238H76ZM114 239V238H113ZM126 239V238H125ZM198 239V238H197ZM203 239V238H201ZM200 239V240H201ZM13 240V239H12ZM26 240V239H25ZM63 240V239H62ZM103 240H107V239H103ZM109 240V239H108ZM118 240V239H117ZM116 240V241H117ZM192 240V239H191ZM199 240V239H198ZM205 240V239H203ZM217 240V238H216ZM5 241V243H3ZM8 241V240H7ZM15 241V240H14ZM18 241H20V243H23V239H19ZM79 241V240H78ZM126 241V240H125ZM161 241V240H160ZM194 241V240H193ZM213 241V240H212ZM215 241V240H214ZM219 241V240H218ZM17 242V241H16ZM110 242V241H108ZM192 242V241H191ZM195 242V241H194ZM204 242V241H203ZM206 242V240H205ZM217 242V241H216ZM242 242H240L241 244H243ZM15 243V242H14ZM21 243V245H23ZM27 242L25 241L24 244H26ZM48 243L50 245V247L48 246ZM63 243V241H62ZM209 243V242H208ZM214 243V242H213ZM226 243V242H225ZM224 243V244H225ZM32 244V243H31ZM34 244V243H33ZM43 244V243H42ZM101 244V242H100ZM99 244V245H100ZM198 245V243H196ZM195 244V245H196ZM202 244V243H201ZM73 245V246H74ZM102 245V244H101ZM189 245V244H188ZM206 245H208L206 243ZM217 245V244H216ZM219 245L220 242H219ZM218 245V247H219ZM71 246V245H70ZM104 246V245H103ZM202 246V245H201ZM214 247H210L208 249V247H203L205 249H207L206 252H210L212 253V255H214L215 253L218 252L217 247L215 248V245H213ZM222 246V245H221ZM224 246V245H223ZM196 247V246H195ZM20 248V247H19ZM122 248V247H121ZM199 248V246L197 247ZM202 248V249H203ZM243 248V247H242ZM109 249V248H108ZM195 249V248H194ZM223 249V248H222ZM222 249L220 250L222 252ZM1 250V249H0ZM70 250V249H69ZM125 250V249H124ZM201 250V249H200ZM204 250V249H203ZM3 251V250H2ZM2 251H0V264H5L7 263L6 261L4 262V258H5V253H2ZM13 251V249H12ZM74 251V250H73ZM81 251V252H79ZM83 251V252H82ZM99 251V250H98ZM257 251V250H256ZM104 252V250H103ZM112 252H114L112 250ZM199 252V251H197ZM205 252V251H203ZM205 252V253H206ZM18 253V254H17ZM67 253V252H66ZM134 253V252H133ZM190 253V252H189ZM207 253V254H208ZM219 253V252H218ZM4 254V255H3ZM11 255H13V253H10ZM68 254V253H67ZM70 254V253H69ZM76 254V253H75ZM74 254V255H75ZM185 254V253H183ZM198 254V253H195ZM194 254V255H195ZM190 255V254H189ZM203 254H201L200 256H202ZM209 255V254H208ZM222 255V254H221ZM3 256V258H2ZM67 256V255H66ZM95 256V257H96ZM132 256V255H131ZM186 256V254H185ZM184 256V257H185ZM205 256V255H204ZM203 256V257H204ZM207 256V255H206ZM205 256V257H206ZM211 255H209L210 257ZM218 256L217 254L214 255ZM17 257V258H16ZM121 257V256H120ZM196 257V256H194ZM193 257V258H194ZM213 257V256H211ZM97 258V257H96ZM106 258V257H105ZM131 258V257H130ZM187 258V257H186ZM192 258V257H191ZM202 258V257H199ZM197 258V259H199ZM207 258V257H206ZM16 259V260H15ZM29 259V258H28ZM45 259H47V262H45ZM68 259V258H67ZM183 259V258H182ZM180 259V260H182ZM204 259V258H203ZM215 259V258H213ZM27 260V259H26ZM41 260H44V262H42ZM49 260V261H48ZM72 260V259H71ZM79 260V261H78ZM106 264H111V260L107 258ZM117 260V261H115ZM115 260H113V264H115V262H119L118 259L115 258ZM123 260H125L123 258ZM184 260V259H183ZM195 260V259H194ZM202 260V259H201ZM29 261V260H28ZM41 261V262H40ZM83 261V262H81ZM133 261V260H131ZM136 261V260H135ZM191 261V260H190ZM81 262V263H80ZM126 262V261H125ZM186 262V259H185ZM195 262V261H193ZM198 262V261H196ZM202 262V261H201ZM104 263V262H103ZM178 263V262H177ZM189 263V262H188ZM187 263V264H188ZM191 263V262H190ZM199 263V262H198ZM206 263V262H205ZM28 264V263H26ZM100 264V261H99ZM126 264V263H125ZM192 264V263H191ZM197 264V263H196ZM208 264V263H206Z\"/></svg>","mask_w":264,"mask_h":264}]
</instances>
